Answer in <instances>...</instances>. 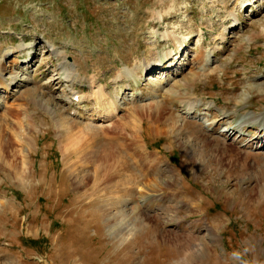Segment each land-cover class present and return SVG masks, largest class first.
<instances>
[{"label":"rangeland","instance_id":"rangeland-1","mask_svg":"<svg viewBox=\"0 0 264 264\" xmlns=\"http://www.w3.org/2000/svg\"><path fill=\"white\" fill-rule=\"evenodd\" d=\"M0 75V264H264V0H0Z\"/></svg>","mask_w":264,"mask_h":264},{"label":"bare ground","instance_id":"bare-ground-1","mask_svg":"<svg viewBox=\"0 0 264 264\" xmlns=\"http://www.w3.org/2000/svg\"><path fill=\"white\" fill-rule=\"evenodd\" d=\"M34 60L33 59H30L29 60V62H33ZM23 62H24V60H23ZM0 79H2L3 80V77L0 75ZM14 78H17L16 76L14 77ZM8 87V86H7ZM190 101H191V99H190ZM193 101H195L194 99H193ZM186 103V105L187 106H192V102H190V103H188V102H185ZM192 107H194V106H192ZM189 109H191V107L189 108ZM190 112V111H189ZM261 117V116H260ZM250 118H252V117H250ZM263 118H264V116H263ZM263 125V124H262ZM19 138H20V136H19ZM21 139V138H20ZM2 156V157H1ZM0 156V158L2 159V160H6V155L3 153V155H1ZM1 161V160H0ZM6 162V161H5ZM23 165H22V167L21 168H19V169H21V171H20V173H19V175H20V177H22V178H24L25 176H28V174H29V166L30 165H28V161H27V159H26V157L25 156H23ZM19 166V165H18ZM15 167V166H14ZM13 168V167H12ZM18 169V170H19ZM19 177V178H20ZM18 178V177H17ZM26 178V177H25ZM21 179V178H20ZM141 192H142V190H140ZM140 192V193H141ZM142 194H143V197H144V195H145V192H142ZM117 204V203H116ZM120 204V203H119ZM114 205V204H113ZM120 206H121V204H120ZM119 206V207H120ZM138 207V206H137ZM139 208V207H138ZM111 209V208H110ZM119 209V208H118ZM136 209L137 208H135V211H136ZM122 210V209H121ZM140 210V209H139ZM119 212H120V210H119ZM118 212V213H119ZM118 213H116V214H118ZM120 213H122V212H120ZM105 214L107 215V226L112 230V231H114L115 229H116V231H117V228L115 227L116 226V223L115 224H112V212H108V211H105ZM114 216V215H113ZM116 216V215H115ZM114 216V217H115ZM140 218V217H139ZM114 219V218H113ZM115 222H117V221H115ZM122 223V222H121ZM124 224V223H123ZM118 227V226H117ZM121 231H122V229H121ZM120 231V232H121ZM136 231V229L134 228V226H133V228H130V233L131 234H134V232ZM124 238V239H123ZM123 241L122 242H124V240H127L129 237L127 236H123Z\"/></svg>","mask_w":264,"mask_h":264}]
</instances>
